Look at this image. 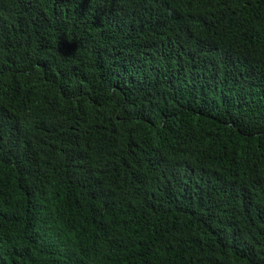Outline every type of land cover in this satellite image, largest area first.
Wrapping results in <instances>:
<instances>
[{
  "label": "trees",
  "instance_id": "trees-1",
  "mask_svg": "<svg viewBox=\"0 0 264 264\" xmlns=\"http://www.w3.org/2000/svg\"><path fill=\"white\" fill-rule=\"evenodd\" d=\"M0 264H264V0H0Z\"/></svg>",
  "mask_w": 264,
  "mask_h": 264
}]
</instances>
